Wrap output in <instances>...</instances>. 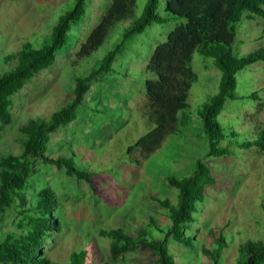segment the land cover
I'll return each instance as SVG.
<instances>
[{
    "label": "rangeland",
    "instance_id": "374dc122",
    "mask_svg": "<svg viewBox=\"0 0 264 264\" xmlns=\"http://www.w3.org/2000/svg\"><path fill=\"white\" fill-rule=\"evenodd\" d=\"M74 2L0 0V76L10 69L3 64V56L18 51L25 42L34 45L49 41L58 18ZM110 3L111 0H88L83 19L67 32L65 45L57 51L54 64L24 80L13 97L12 122L0 125V157L19 155L20 143L25 139L22 127L30 121L49 119L69 101L76 77L96 70L107 52L117 51L112 72L89 84L77 120L48 137L46 155L73 158L78 170L93 174L92 185L77 182L65 175L64 169L32 160L34 171L27 180L26 200L33 204L40 190L51 189L56 197L54 212L61 223V231H54L43 244V255L68 264L73 251L85 249L87 264H155L149 252L140 251L113 263L110 241L97 233L118 227L133 234L147 229L149 239H164V232L148 227L150 219L163 231L170 225L165 210L154 197L168 198L175 204L177 191L167 185L166 177L190 175L195 161L202 159L209 165L216 183L206 189V200L190 227L196 249L183 247L171 238L166 248L176 264H209L201 249L211 251L215 247L214 237L223 228L226 245L221 263L237 264L240 244L264 239V155L256 148L235 149L237 156L233 158L205 159L207 142L196 109L217 93L220 72L211 58L197 53L189 64L197 79L189 90L187 107L181 111L188 116V122L179 121L177 132L153 153L143 156L136 149L127 154L128 147L149 131L146 120L141 118L145 107L144 84L152 79L145 69L148 59L155 47L184 20L152 23L142 34L134 35L128 34L134 19L118 22L97 51L76 62L74 56L80 44ZM145 3L146 0L136 1L135 18L141 15ZM157 12L163 13V0H159ZM263 46L264 18L243 19L236 28L234 55L243 56ZM235 79L237 99L225 101L217 121L225 134L232 130L238 140L253 141L264 125V63L257 62L238 71ZM252 92L258 94V101L263 104L261 110L250 97ZM226 142L227 139L222 145ZM16 223L17 216L10 209L0 225V237L18 232Z\"/></svg>",
    "mask_w": 264,
    "mask_h": 264
},
{
    "label": "trees",
    "instance_id": "16d2710c",
    "mask_svg": "<svg viewBox=\"0 0 264 264\" xmlns=\"http://www.w3.org/2000/svg\"><path fill=\"white\" fill-rule=\"evenodd\" d=\"M136 1L111 0L98 24L86 36L74 56L76 62L90 57L104 44L116 23L126 19H134L128 32L130 35L142 34L152 23L163 24L175 18L184 20L167 35L164 42L155 47L148 59L145 69L152 79L144 84L145 107L141 118L146 120L149 131L128 147L127 154L130 155L136 149L143 156L153 153L177 132L179 121L188 122V116L181 111L186 109L189 90L197 79L189 65L192 55L197 53L211 58L220 72L217 93L196 109L207 142L205 159L233 158L237 156L235 149L256 148L264 155V125L260 126L253 141H240L232 130L225 134L217 121L225 101L237 99L235 74L254 63H264V46L243 56L234 55L232 49L237 25L243 19L253 21L264 18V0H163L164 14L157 12L159 0H146L141 15L135 18ZM87 5L88 0H75L73 7L58 18L49 41L42 44L34 42V45L25 42L18 51L3 56V64L10 66V69L0 76V125L12 122L13 97L21 90L24 80L54 64L57 51L65 45L67 32L83 19ZM116 52H107L96 70L77 76L69 101L49 119L30 121L22 127L21 133L25 139L20 143L19 155L0 157V225L10 209H13L18 229L14 234L0 237V264H60L42 252V246L51 239V234L61 231V223L54 212L55 193L44 188L37 193V200L33 204L26 200L27 180L34 171L32 160L64 169L65 175L74 177L77 182L92 185L93 174L78 170L73 158H49L46 155L48 137L77 120L79 106L89 84L112 72ZM250 97L258 102L257 108L261 110L263 104L258 101V94L252 92ZM225 139L227 142L222 145ZM129 159L140 164L136 158ZM165 181L177 191L176 203H171L168 198L154 197V200L165 210L170 225L163 231L150 219L148 226L164 232V239H149L147 229H140L136 234L123 227L99 230L97 234L110 241L109 253L113 263L140 251L149 252L155 258V264H176L166 248L170 238L183 247L196 249L190 227L197 221L195 215L206 200V189L216 183L211 169L204 160L197 159L190 175L167 176ZM214 245L211 251L202 248L201 253L208 257L209 264H222L221 253L226 245L223 228L214 237ZM237 251V264H264V239L248 240L240 244ZM87 256L85 249L73 251L68 264H87Z\"/></svg>",
    "mask_w": 264,
    "mask_h": 264
}]
</instances>
